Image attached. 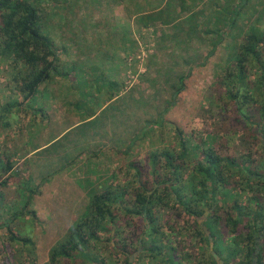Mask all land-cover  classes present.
<instances>
[{
	"label": "rangeland",
	"instance_id": "obj_1",
	"mask_svg": "<svg viewBox=\"0 0 264 264\" xmlns=\"http://www.w3.org/2000/svg\"><path fill=\"white\" fill-rule=\"evenodd\" d=\"M133 2L148 3L143 0H46L43 4L51 37L62 53L61 63L67 67L60 69L65 76L53 77L33 98V108L15 109L9 126H0V195L3 196L0 225L8 223L30 198L29 210L37 215L35 221L27 213L9 228L0 230V264H53V248L67 240L72 224L83 220L85 214L81 208L90 205L93 193L111 187L115 193L124 192L122 200L129 201L133 199L137 180L153 193L156 184L169 177L164 158L160 157L157 164L153 159L164 151L181 153L183 142L187 147L198 145V150L190 152L193 164L187 166L185 179L189 189L202 180L194 178L192 166L197 161L196 153L203 147H211L223 138L228 141L226 155L240 158L243 131L238 124L235 131V126L227 123L228 119L222 120L225 113L216 87L222 82L230 57L236 54L256 16L263 12L264 0H250L242 19L229 29L216 55L209 58L205 66L194 70L186 81V90L175 102L163 78L171 61L169 51L173 48L158 27L141 26L138 17H132L133 10L129 8ZM261 22L264 23V18ZM1 49L0 43V53ZM10 61L0 55L1 104L23 101L25 94ZM111 83H116L117 87H111ZM113 92L117 99L109 101ZM154 97L155 104L169 106L164 112L166 123L150 128L132 143L135 134L124 129L126 105L134 106L142 98L145 103H152ZM35 107L43 109L52 119L43 120L33 114ZM90 115L94 117L89 119ZM74 122L81 123L75 125ZM217 124L228 128L229 132L220 130ZM92 135L94 138L97 135L98 147L94 145L91 155L69 166L76 155L85 151L86 141L92 140ZM49 141L51 143L47 144ZM33 149L38 150L33 152ZM254 151L257 152L255 158L262 159V145ZM8 163L11 171L2 173V167ZM230 176L233 187H228L229 192L220 189L210 201L221 212L227 211L236 198L240 205H246L251 196L243 184L242 168L234 167ZM46 177L51 181L45 182ZM201 189L195 187L194 191ZM159 194L166 195L162 187ZM169 198V207L156 208L160 219L157 226L154 223L152 227H160L159 232L154 235L147 232L143 237L144 249H150L154 241L161 250L140 249L131 258L133 264H210V252L224 264H249L250 257L245 259L242 252L233 255L221 247L216 254L214 248L211 249L213 239L209 228L212 227L207 221L210 207L206 208L207 216L198 217L197 225L196 219L183 211L173 197ZM73 205L77 207L74 217ZM112 213L116 218L109 232L101 231L100 239L92 240L91 259L79 255L58 264H124L126 255L119 251L127 246L125 238L133 227L140 230L138 233L143 229L137 218L131 220L120 208L114 207ZM214 228L211 230L219 235V228ZM10 233L31 237L32 243L13 241ZM140 246L142 244L134 241L127 248L133 252Z\"/></svg>",
	"mask_w": 264,
	"mask_h": 264
},
{
	"label": "trees",
	"instance_id": "obj_2",
	"mask_svg": "<svg viewBox=\"0 0 264 264\" xmlns=\"http://www.w3.org/2000/svg\"><path fill=\"white\" fill-rule=\"evenodd\" d=\"M143 1L150 5L144 2H133L129 10H133L132 17H138L137 22H140L141 26L158 27L161 34H164L162 36H165V40L173 48L169 51L171 58L169 67L163 75L165 88L173 102L186 90V81L192 76L194 70L200 65L205 66L206 61L216 55L219 47L225 42L229 29L242 19L244 10L250 2V0ZM45 2L46 0H0L2 46L0 55L6 60H11L15 75L19 77L22 91L25 93L23 101L0 103V126H9L15 109L25 111V108H33V98L41 93L53 77H62L64 71L61 72L60 69L64 70L67 67L66 64L61 63L62 53L56 49L51 37L52 31L47 26L48 13L43 7ZM258 15L249 27V32L243 37L236 54L230 57L224 68L225 74L221 78L219 88L216 87L219 91L217 96L219 104L222 105V111L225 113L222 120L228 119L227 123L235 126V131L238 124L243 131L240 158L226 155L228 141L223 138L211 144V147H203L196 153L197 161L192 166V170H195L194 178L202 180L197 182L193 189H189L185 179L187 166L193 164L190 152L198 150V145L192 147L189 144L187 147L183 142L181 153L164 151L156 155L153 159L155 164L160 157L164 158L169 177L157 183L156 190L151 194L147 186L137 180L133 199L129 201L122 200L125 196L124 192L118 190L115 193L111 187H107L101 193H93L90 205L81 208L85 214L83 220L74 224L65 242L53 248L51 253L53 264L61 263L63 260L67 263L79 255L91 259L89 250L92 240L100 239L98 233L109 232V226L115 223L116 216L112 213L114 207L120 208L131 220L137 218L142 226L143 231L138 233L140 230L133 227L130 235L123 239L127 246L134 244V241L142 246L133 252L128 250L127 246H123V249L119 251L126 255L124 264H133L131 258L140 249H144L145 234L151 232L154 235L159 232L160 227H156V222L160 216L156 208L169 207L171 202L169 196L175 199L183 211L196 219L197 225H199L198 217H203L206 208L210 207L211 213L207 221L210 224L209 227H212L209 230L216 254L220 253L221 247H225L233 255L242 252L245 259L250 257L249 264H264V156L262 159H256L257 152L254 151L259 144L264 149V23L261 22L264 18V10ZM204 51L207 52L204 53L205 55ZM200 61L202 63H199ZM111 87L116 88V83H111ZM114 95L115 92L109 101L117 99ZM144 99H140L134 106L126 105L124 129L131 135L135 134L132 143L140 139L141 135L150 128L166 123L164 112L168 110V104L161 107L158 103L155 104L157 101L155 97L152 103H145ZM32 113L40 115L43 120L52 119L41 108L35 107ZM93 117L90 115L89 119ZM117 120L121 122L122 119L117 116ZM79 123L81 122L75 125ZM119 125L123 128L121 123ZM216 126L220 130L225 129L220 124ZM225 131L228 133V128ZM96 137L92 135V140L86 141L85 151L76 155L69 166L78 162L83 156L92 154L93 148L99 145L96 144ZM98 138L101 137L98 136ZM49 140H53L52 137ZM50 141L47 144H50ZM37 150L33 149V152ZM238 166L242 168L243 184L251 196L246 205H240L236 198L227 211L221 212L210 201L216 197L220 189L229 192L228 187H233L234 182L230 173L234 172V167ZM136 167L141 168L139 164H136ZM11 169L12 166L8 163L1 170L5 173ZM137 173L141 175L140 170ZM46 179L47 177L44 179L45 182L51 181ZM161 187L165 196L159 194ZM195 187H201L202 192L194 191ZM30 195L32 196V193ZM19 196L17 197L20 198ZM30 202H32L31 198L26 201L22 210L15 212L8 223L0 225V230L9 228L10 224L16 223L27 213L37 221L36 212L29 210ZM2 203L3 196L0 195V206ZM124 204L125 207H122L121 205ZM214 208L216 210L213 211ZM154 223L156 226L152 227ZM214 227L219 228V235L212 231ZM10 238L23 244L32 243L31 237L28 236L21 237L10 233ZM225 238L228 240L225 241ZM153 242L150 249L146 247L144 250L160 251L161 247ZM240 245L243 248L239 249ZM210 257L212 258L210 264H218L212 252ZM102 264L105 263L102 262Z\"/></svg>",
	"mask_w": 264,
	"mask_h": 264
},
{
	"label": "crops",
	"instance_id": "obj_3",
	"mask_svg": "<svg viewBox=\"0 0 264 264\" xmlns=\"http://www.w3.org/2000/svg\"><path fill=\"white\" fill-rule=\"evenodd\" d=\"M71 190H72V189H71ZM63 194L65 195L66 193H63ZM62 199H64V198H62ZM62 205H63V204H62ZM73 207H74V214L72 213V215H73V217H74V215H75V213H76V211H77V207H75V205H73ZM81 207H82V206H81ZM63 208H64V206H63ZM75 208H76V209H75ZM73 217H72V218H73ZM68 221H69V220H68ZM73 226H74V224H72V225L68 228V230H70ZM59 243H60V242H59ZM59 243H58V244H59ZM58 244H57V245H58Z\"/></svg>",
	"mask_w": 264,
	"mask_h": 264
},
{
	"label": "water",
	"instance_id": "obj_4",
	"mask_svg": "<svg viewBox=\"0 0 264 264\" xmlns=\"http://www.w3.org/2000/svg\"><path fill=\"white\" fill-rule=\"evenodd\" d=\"M207 233H208V230H207ZM213 248H214V244L212 243V244H211V249H213ZM216 259L218 260V263H219V264H224V262H223L222 260H220L219 257H217Z\"/></svg>",
	"mask_w": 264,
	"mask_h": 264
},
{
	"label": "flooded vegetation",
	"instance_id": "obj_5",
	"mask_svg": "<svg viewBox=\"0 0 264 264\" xmlns=\"http://www.w3.org/2000/svg\"><path fill=\"white\" fill-rule=\"evenodd\" d=\"M207 214H208V213H207V210H206V212H205L204 216H207ZM198 220H199V219H198ZM263 235H264V234H263ZM263 235H262V236H263ZM260 243H261V242H260Z\"/></svg>",
	"mask_w": 264,
	"mask_h": 264
}]
</instances>
